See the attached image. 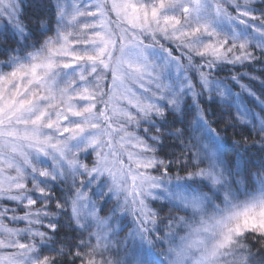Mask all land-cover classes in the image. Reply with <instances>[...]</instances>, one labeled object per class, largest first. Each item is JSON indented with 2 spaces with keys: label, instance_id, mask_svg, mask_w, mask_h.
<instances>
[{
  "label": "snow or ice",
  "instance_id": "1",
  "mask_svg": "<svg viewBox=\"0 0 264 264\" xmlns=\"http://www.w3.org/2000/svg\"><path fill=\"white\" fill-rule=\"evenodd\" d=\"M0 57V264H264V0H0Z\"/></svg>",
  "mask_w": 264,
  "mask_h": 264
},
{
  "label": "trees",
  "instance_id": "2",
  "mask_svg": "<svg viewBox=\"0 0 264 264\" xmlns=\"http://www.w3.org/2000/svg\"><path fill=\"white\" fill-rule=\"evenodd\" d=\"M2 58L3 57H0V59ZM248 103H249V106L251 107L252 102L249 100ZM244 136H247L249 141L255 138L251 135V133L247 129H242L240 127H237L235 130L229 129V132H228L229 142H231L232 139L241 140V142H243L242 137ZM166 143H170V141H166ZM164 151L169 152L171 151V149L165 148ZM177 151H179V149H177ZM57 195H59V193H57ZM52 207L53 208L55 207V201H53ZM61 222L62 224L64 223V218H61ZM76 236H77V233L72 232L69 229L62 227L60 232L57 235V243L55 246L56 247L60 246L61 238H64L63 243L65 244H75L77 242L75 239ZM249 242L250 243L252 242L251 237H249ZM259 246H260L259 244L256 245V247H259ZM253 250L255 251V248ZM43 255H53V253L49 252L48 250H45ZM77 264H79V261H77Z\"/></svg>",
  "mask_w": 264,
  "mask_h": 264
},
{
  "label": "rangeland",
  "instance_id": "3",
  "mask_svg": "<svg viewBox=\"0 0 264 264\" xmlns=\"http://www.w3.org/2000/svg\"><path fill=\"white\" fill-rule=\"evenodd\" d=\"M228 69L226 68L225 70H224V72H222L221 73V75L223 76V75H227L228 74ZM234 91H239V89L238 88H236V89H234ZM28 187H31V184L29 183L28 184ZM5 206H7V207H16V205L14 204V203H8V204H6ZM39 205H37V207H38ZM18 215H20V214H23V206H21V209H20V211L17 213ZM10 215V214H9ZM5 223H8V221L6 220L5 221ZM9 226L10 227H24V224L23 223H20V224H9Z\"/></svg>",
  "mask_w": 264,
  "mask_h": 264
}]
</instances>
